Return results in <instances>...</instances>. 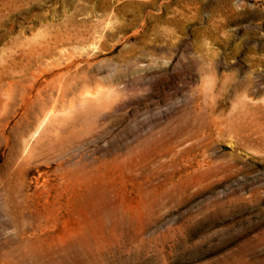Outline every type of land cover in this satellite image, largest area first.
I'll list each match as a JSON object with an SVG mask.
<instances>
[{
	"label": "rangeland",
	"instance_id": "obj_1",
	"mask_svg": "<svg viewBox=\"0 0 264 264\" xmlns=\"http://www.w3.org/2000/svg\"><path fill=\"white\" fill-rule=\"evenodd\" d=\"M0 264H264V0H0Z\"/></svg>",
	"mask_w": 264,
	"mask_h": 264
}]
</instances>
